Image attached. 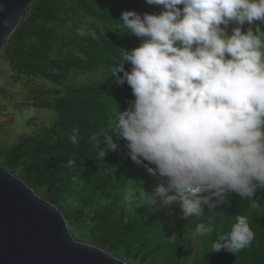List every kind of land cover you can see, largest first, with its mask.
Returning <instances> with one entry per match:
<instances>
[{"label": "clouds", "instance_id": "1", "mask_svg": "<svg viewBox=\"0 0 264 264\" xmlns=\"http://www.w3.org/2000/svg\"><path fill=\"white\" fill-rule=\"evenodd\" d=\"M144 2L162 11L120 17L124 31L141 43L124 51L111 73H122L118 83L134 97L116 115L117 138L134 163L147 162L166 181L155 196L179 204L181 219L201 216L202 206L213 212L227 193L251 200L257 186L264 189V31L252 28L264 24V0ZM230 25L236 26L229 33ZM106 133L92 137L95 147L103 134L107 150L115 151ZM77 137L73 129L72 144ZM97 154L102 160L106 150ZM214 219L199 223L196 235H211ZM253 239L247 216L239 214L211 252L236 254Z\"/></svg>", "mask_w": 264, "mask_h": 264}, {"label": "trees", "instance_id": "2", "mask_svg": "<svg viewBox=\"0 0 264 264\" xmlns=\"http://www.w3.org/2000/svg\"><path fill=\"white\" fill-rule=\"evenodd\" d=\"M114 1L116 8L108 0H32L7 38L4 53L18 73L29 77L42 75L56 84L61 82L64 73L66 75L73 69L87 72L103 64L114 69L124 62L121 54L122 40L128 35L120 21L122 12L158 14L162 9L149 6L144 0ZM79 16L90 21L93 34L79 33L77 24L67 26L71 20L74 22V17ZM66 42L69 46L64 48L67 46ZM123 67L129 71L131 66L125 63ZM121 76L122 73L117 72L108 85L98 83L84 87L68 86L66 95L55 97L52 106L62 113L64 120L75 121H79L98 106V112L99 109L110 111V115H103L100 119V123H106L118 112L128 109L129 106L124 108L126 99L127 102L134 99L130 87L126 83H118ZM113 129L109 124L103 132H107L112 141L116 138ZM47 132L46 130L43 133ZM60 136L59 132L54 131L40 143H34L30 138H22L8 149H0V161L8 169L21 167L20 177L34 191L44 190L45 198L58 207L63 201L73 197L86 195L87 201L96 200L97 204L92 210L95 221L89 229L92 234L100 231L107 233L110 227L118 228V218L125 212L124 199L127 190L133 188L139 180L147 178L151 166L144 161L135 163L121 182H115L111 177L113 169L128 162L125 155L118 152L119 146L115 151L106 152L101 160L88 139H82L71 148L68 144L58 142ZM102 139L105 140L103 134ZM70 160L73 161L72 166H69ZM71 184V189L64 191ZM252 200L257 205L252 206ZM202 207L201 216L187 218L190 219L189 225L193 227V232L199 223H206L210 215L215 218L212 224L213 233L206 237L196 235L195 239L197 245L207 251L206 264H264V189L257 186L251 200L234 192L227 193L225 201L217 204L213 212L207 206ZM59 209L67 220L85 218V211L75 210L68 214L61 207ZM177 211L182 215L179 204ZM239 214L247 216L250 229L254 233L249 247L236 254L223 249L220 252H211V245L219 235L230 231L235 223V216ZM181 220L180 217L179 225ZM175 238L174 245L179 252L183 241L180 234ZM108 241V237L102 235L95 239L96 244L103 248ZM171 250L167 245L163 254L167 255Z\"/></svg>", "mask_w": 264, "mask_h": 264}, {"label": "rangeland", "instance_id": "3", "mask_svg": "<svg viewBox=\"0 0 264 264\" xmlns=\"http://www.w3.org/2000/svg\"><path fill=\"white\" fill-rule=\"evenodd\" d=\"M108 3L116 8L114 0H108ZM73 19L74 22L71 20L67 23L68 27L77 24L76 29L79 33L93 34L94 30L89 20L80 16ZM257 25L261 31H264V24L259 22L254 23L252 28L255 29ZM235 26H229V33ZM248 27L246 24L242 30L246 31ZM6 41L0 54V149H8L22 138H30L34 143H40L46 139L49 133L57 131L61 135L58 142L68 144L71 148L78 145L82 139H88L91 141L95 153L99 149H105L106 152L111 151L107 150L102 135L98 137V149L95 147L96 142L92 137L103 133L109 124L115 128L116 115L110 121L100 123L101 117L110 115V111L99 109L98 112V106H95L79 121L64 120L62 113L52 106V102L55 97L65 96L68 86L84 87L98 83L101 85L111 84L113 68L103 64L97 65L87 72L73 69L66 75L64 73L60 79L61 82L56 84L42 75L29 77L24 73H18L4 53ZM140 43V39L128 34L122 40L121 54L124 56V51H130L138 47ZM66 45L64 48L69 46L67 42ZM125 106L124 108L129 106L127 99ZM59 118H61L60 121ZM73 129L78 130L77 144L75 145L69 138ZM46 130L48 132L43 133ZM113 143L119 146L118 152L125 155L128 160L127 164L119 165L112 171L113 180L121 182L135 163L130 158L125 142L118 139L117 135ZM0 163L3 164L1 161ZM150 166L152 167V165ZM9 170L20 177L21 167ZM159 185L166 186V181L158 175L150 173L147 178L139 180L133 188H129L124 199L125 212L118 218L119 226L114 229L110 227L107 233L100 231L92 234L89 230L95 221L92 210L97 204L96 200L87 201L86 195L73 197L70 200L64 198L66 201H63L59 207L68 214H72L75 210L85 211V218L67 220L74 238L97 245L95 239L101 235L102 237L107 236L109 241L104 248H101L128 264H206L207 251L195 242L196 233L189 225L190 219H182L181 225L178 224L181 214L177 211V204L166 205L162 202V198L155 196V189ZM71 187L72 184L68 185L64 191L70 190ZM35 192L45 198L44 190ZM86 204H88L87 209ZM54 205L58 207V205ZM177 234H180V239L183 241L182 249L179 252H177V246L174 245ZM167 245L172 250L169 254L164 255L163 251Z\"/></svg>", "mask_w": 264, "mask_h": 264}, {"label": "water", "instance_id": "4", "mask_svg": "<svg viewBox=\"0 0 264 264\" xmlns=\"http://www.w3.org/2000/svg\"><path fill=\"white\" fill-rule=\"evenodd\" d=\"M32 0H0V54ZM0 264H128L73 237L52 202L0 163Z\"/></svg>", "mask_w": 264, "mask_h": 264}]
</instances>
